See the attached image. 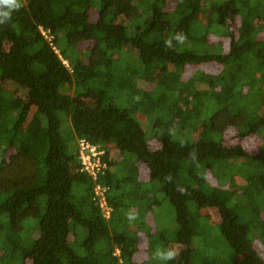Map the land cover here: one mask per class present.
<instances>
[{"label": "trees", "instance_id": "1", "mask_svg": "<svg viewBox=\"0 0 264 264\" xmlns=\"http://www.w3.org/2000/svg\"><path fill=\"white\" fill-rule=\"evenodd\" d=\"M20 3L0 24V264H156L152 226L179 251L164 264H264V0ZM176 33L186 40L167 47ZM251 135L254 153L230 140ZM80 138L105 150L109 218L81 171ZM142 163L174 209L167 222L157 200L127 201ZM203 208L231 257L206 249ZM134 226L149 234V262Z\"/></svg>", "mask_w": 264, "mask_h": 264}, {"label": "rangeland", "instance_id": "2", "mask_svg": "<svg viewBox=\"0 0 264 264\" xmlns=\"http://www.w3.org/2000/svg\"><path fill=\"white\" fill-rule=\"evenodd\" d=\"M169 8H172V5ZM260 37L264 38V31L260 32ZM201 69L202 70L205 69V66L202 67ZM207 69H210V68H207ZM193 70L194 69H192V68L187 69L186 75H190L193 72ZM153 85H154L153 83L152 84L150 83V84L145 85L144 87H146V88L150 87L151 88V87H153ZM10 87L16 92V95L25 97V92L22 91L21 88H18L17 86H14V85L13 86L10 85ZM139 119L142 121L145 130L147 131L148 135L150 136L151 132H153V131H152V129H150V128L148 129L145 126L146 116L140 115ZM230 140H231V142H233V144H235L237 142L243 144V146L246 148V150L251 152V153L258 151V149L262 146V139L260 137H258L257 135H251L250 137L243 138L239 141H235L232 138H230ZM149 144L151 146H156L158 144V142L156 141V139H154V137H150L149 138ZM111 145L113 146V144H111ZM118 155H119V153L116 149H111V154H110L111 159L112 158L117 159ZM122 155H124V154L122 153L121 156ZM149 172H150V170H149L148 166L142 163L140 166V170H138V175H139V179H141L144 182H142V183L139 182V184H137L135 182L129 183L126 186H124L123 190L125 191L128 202L132 201L134 196H137V195H140V197H143L144 199H146V198L148 199V197H150L153 200H157L158 202H160L161 203V205L159 206L160 211L163 210L162 216L165 218L164 219L165 222H167L169 220V218H168L169 216L175 215L174 209L171 208V206L168 202H166L162 199L163 194L159 190L155 191L156 190L155 187L157 186V183L151 182ZM237 183L238 184H244V182L241 183V181L239 180V177H237ZM108 196H109V194H108ZM208 213L210 214V217L208 216ZM199 214L202 216V222L207 223L209 228H211V230L209 231V235H207L208 246H206L204 244V238H201V236L200 237H194V244L197 243L198 241H200L201 243H203L206 246V249L208 247L215 246V247H217L218 253H225V254H227V256L231 257L233 252H231V250H230L228 241L225 238H223L221 235L219 222L217 221L218 220L217 212H215L214 209L203 208L200 210ZM149 220L153 221L151 218H149ZM148 224H149V226L151 224L156 225L155 223H152V222H148ZM157 226H158V224H157ZM152 227H153L152 230L155 232L154 233L155 235L150 242V243H152V247H153L152 251L150 252L151 255H152V253H154L156 251V249L158 247L162 246L163 248H165V245H161V244H163L162 243L163 241H161V235H160L161 230L157 231V227H156V230H155L154 226H152ZM131 229L136 231L137 243H135V246L138 247V249H139V252H138L139 258L145 260L146 262H149L150 257H151L147 251L149 248V240H150V237L148 236L149 234H147V232H145V231L137 230V227H135V226L131 227ZM220 237L223 238V241H221ZM253 242L255 244L254 239H253ZM257 243H258V240H257ZM257 247H258L257 249L261 248L260 246H258V244H257ZM208 251H209V249H208ZM158 263L164 264V261L157 262L156 264H158Z\"/></svg>", "mask_w": 264, "mask_h": 264}, {"label": "built area", "instance_id": "3", "mask_svg": "<svg viewBox=\"0 0 264 264\" xmlns=\"http://www.w3.org/2000/svg\"><path fill=\"white\" fill-rule=\"evenodd\" d=\"M42 34L51 41L53 36L50 31L43 26L39 27ZM67 63V61H65ZM78 158L81 163V171L92 178L94 182L93 199L103 212V215L109 218L112 214V206L108 197L109 187L98 181L100 175H103L108 169V162L104 160L105 150L86 138H80L77 141Z\"/></svg>", "mask_w": 264, "mask_h": 264}, {"label": "clouds", "instance_id": "4", "mask_svg": "<svg viewBox=\"0 0 264 264\" xmlns=\"http://www.w3.org/2000/svg\"><path fill=\"white\" fill-rule=\"evenodd\" d=\"M21 7L20 0H0V24L6 23L11 18V14L13 10H18ZM172 39H175L177 43L183 44L186 40V36L183 33H176L173 38L165 41L167 47H173ZM66 63V62H65ZM68 65V63H66ZM69 66V65H68ZM183 146V145H182ZM195 149H193L191 155L195 158ZM170 179V178H169ZM181 194H184L185 190L183 188H177ZM128 219H135V216L131 213L128 214ZM179 255V251L174 248L163 249L162 247H158L156 251L153 253V259L158 261H172L175 260Z\"/></svg>", "mask_w": 264, "mask_h": 264}]
</instances>
